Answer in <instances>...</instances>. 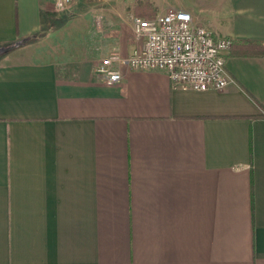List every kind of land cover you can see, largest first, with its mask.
<instances>
[{"label":"crops","instance_id":"crops-1","mask_svg":"<svg viewBox=\"0 0 264 264\" xmlns=\"http://www.w3.org/2000/svg\"><path fill=\"white\" fill-rule=\"evenodd\" d=\"M176 9L233 40L226 88L68 44ZM0 264H264V0H0Z\"/></svg>","mask_w":264,"mask_h":264},{"label":"built area","instance_id":"built-area-1","mask_svg":"<svg viewBox=\"0 0 264 264\" xmlns=\"http://www.w3.org/2000/svg\"><path fill=\"white\" fill-rule=\"evenodd\" d=\"M73 1L55 0L56 9L65 10ZM133 31L136 46L129 55L113 52L96 65L107 84L122 81L121 65L135 70H166L173 83L183 88L222 90L230 84L226 53L233 40L196 23L189 11L134 16Z\"/></svg>","mask_w":264,"mask_h":264},{"label":"rangeland","instance_id":"rangeland-1","mask_svg":"<svg viewBox=\"0 0 264 264\" xmlns=\"http://www.w3.org/2000/svg\"><path fill=\"white\" fill-rule=\"evenodd\" d=\"M147 1H152L153 3H157L159 8H164L170 5H173V7H180L182 5L183 0H147ZM126 24L123 25L124 29V37H125V42L123 43H118V42H84V43H79V42H71L68 43L71 46H75L77 47V45H82L84 48V51L87 50V48H91V45L93 46V49H97L96 47L99 46V48H103V47H115L117 50H115L116 52H118L119 54L122 55V50L118 49L119 45L123 44V45H134L136 44V40H135V36H134V31H133V19L131 21V18H127L126 20ZM129 42V43H128ZM92 50V48H91ZM109 56V55H108ZM103 57V55H102Z\"/></svg>","mask_w":264,"mask_h":264}]
</instances>
